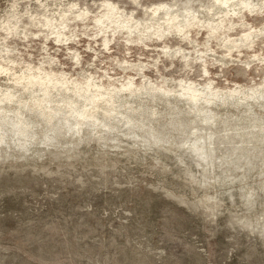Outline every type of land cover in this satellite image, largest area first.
<instances>
[{"label": "rangeland", "instance_id": "rangeland-1", "mask_svg": "<svg viewBox=\"0 0 264 264\" xmlns=\"http://www.w3.org/2000/svg\"><path fill=\"white\" fill-rule=\"evenodd\" d=\"M263 3L0 0V264H264Z\"/></svg>", "mask_w": 264, "mask_h": 264}, {"label": "bare ground", "instance_id": "bare-ground-1", "mask_svg": "<svg viewBox=\"0 0 264 264\" xmlns=\"http://www.w3.org/2000/svg\"><path fill=\"white\" fill-rule=\"evenodd\" d=\"M217 1H221L223 4H227V3H229L231 0H217ZM264 4V3H263ZM249 6V3L247 4V7ZM107 7H108V9H109V12L108 13H106V14H103L102 16L100 15V17L98 16V18H97V22L100 24V23H102L101 25H103L104 24V22H106L107 20H109V19H113L114 21H115V19L116 18H118V16H116V15H114V12H115V10H117V7H115L114 5H112V4H108L107 5ZM250 7V6H249ZM159 8H155L154 9V12H157V10H158ZM120 18V17H119ZM95 20V19H94ZM116 20H118V22L119 23H121L120 22V20H123V19H116ZM171 20V23H172V26H174V25H176L177 24V21H176V18H171L170 19ZM196 20V17L190 22V25H195L197 22L195 21ZM124 21V20H123ZM126 21V20H125ZM117 23V22H116ZM48 24V23H47ZM109 24H111V23H109ZM113 25V24H112ZM99 26V25H98ZM105 26H106V24H105ZM107 26H110V25H107ZM107 26L105 27V28H107ZM114 26V25H113ZM119 26V25H118ZM117 26V27H118ZM121 26H124V27H127V28H129V30H130V28H131V25H129V22H127L126 21V23L124 24V25H122V23H121ZM120 26V27H121ZM110 27H112V26H110ZM110 27H108V28H110ZM210 27V30L211 31H213V32H216L218 29H220L221 28V23H217V24H213V25H210L209 26ZM114 28H116V26L114 27ZM118 29V28H117ZM126 29V28H125ZM14 30V29H13ZM114 30V29H113ZM128 30V29H127ZM115 31V30H114ZM107 32V31H106ZM11 33V32H10ZM15 33V32H14ZM105 34V36H106V34L107 33H104ZM61 34H59V36H60ZM159 36H163V34L162 33H159L158 34ZM254 34L252 33V32H247V33H244V35H242L241 36V38H240V43H237L236 42V40L235 39H232L233 40V42H234V45H236V46H238V47H242L243 45H251V44H253V41H252V36H253ZM3 40V39H2ZM107 41V39H105V42ZM4 68V67H3ZM6 68V67H5ZM5 68H4V70H5ZM0 70H2V69H0ZM8 70V69H7ZM31 70V69H30ZM39 70H41V69H39ZM207 69H205V71H206ZM32 71V70H31ZM1 72V71H0ZM4 72V71H3ZM33 72V71H32ZM32 72H30V73H32ZM35 72V71H34ZM51 72V71H50ZM37 73V72H36ZM49 73V72H48ZM47 72H45V75H47L48 74ZM29 74V73H28ZM27 74V75H28ZM33 74V73H32ZM50 74V73H49ZM47 75V77L45 76V78H41L42 77V75L40 74L39 76H41L40 78H41V80H44L43 82H45V80H48V83L50 84V85H52V83H54L53 82V77H52V75ZM23 75H25V74H23ZM22 75V76H23ZM27 75H25V76H27ZM37 75V74H36ZM31 76V75H30ZM38 76V77H39ZM55 76H56V74H55ZM61 76V75H60ZM16 77V76H15ZM21 77V76H20ZM20 77L18 78V79H20ZM24 77V76H23ZM62 77H65V76H62ZM26 78V77H25ZM55 78V77H54ZM61 78V77H60ZM66 78V77H65ZM64 78V79H65ZM131 79H132V77H130ZM18 79L16 78L15 80H17L18 81ZM27 79V78H26ZM29 79V78H28ZM62 79V78H61ZM129 79V78H128ZM22 80V79H21ZM20 80V81H21ZM38 81L39 79L37 78V76H35L34 74L31 76V78L29 79V82L31 81V82H33V81ZM41 80H40V82H41ZM56 80H58V78H56L54 81L55 82H59V81H56ZM63 80V79H62ZM67 80V79H66ZM66 80H65V83H68V82H66ZM19 81V82H20ZM23 81V80H22ZM26 81V80H25ZM68 81V80H67ZM88 81H89V79H88ZM88 81H86V84H87V82ZM39 82V83H40ZM47 82V81H46ZM45 82V83H46ZM63 82V81H62ZM76 82V81H75ZM126 82H129V83H126V84H124L123 86H125V88L127 89V87H128V89H130L129 87H132V85H133V81H126ZM24 83V82H23ZM35 83V82H34ZM34 83H31V84H34ZM47 83V84H48ZM89 83V82H88ZM27 84H28V82H27ZM27 84H25L26 85V87H28L27 86ZM30 83H29V85H31ZM38 84V83H37ZM44 84V83H43ZM49 84H48V86H49ZM57 84V83H56ZM59 84H60V82H59ZM90 84V83H89ZM92 84V83H91ZM90 84V85H91ZM25 85H24V88H25ZM35 85V84H34ZM39 85V84H38ZM45 86H46V84H44ZM53 85H55V84H53ZM52 85V86H53ZM58 85V84H57ZM62 86H63V84H61ZM60 85V86H61ZM81 84H79V86H80ZM83 85V84H82ZM40 86V85H39ZM47 86V87H48ZM65 86V85H64ZM79 86H76V89H75V91L77 90V88L79 87ZM87 86H88V84H87ZM121 86H122V84H121ZM44 87V86H43ZM54 87V86H53ZM86 87V86H85ZM91 87V86H90ZM98 87H99V85H98ZM206 87H208L209 88V91L207 92L206 91V88L205 89H201V88H198V86H197V84L196 83H194V82H191L190 84H189V86H183L182 87V89H181V91H180V93H181V95H183V96H187V98H188V101L189 102H191V104L193 103V104H197L198 102H213L212 100L214 99V98H216V97H218V95H219V91L218 90H214V87L212 86V82H208L207 84H206ZM258 87V86H257ZM42 88V87H41ZM40 88V89H41ZM57 87H56V85H55V89H56ZM81 88V87H80ZM88 88V87H87ZM203 88V87H202ZM26 89V88H25ZM28 89V88H27ZM45 89V88H44ZM50 89V88H49ZM48 89V90H49ZM54 89V88H53ZM84 89V88H83ZM91 89V88H90ZM107 89V88H106ZM110 89V88H109ZM117 89V88H116ZM119 89V88H118ZM125 89V90H126ZM238 88H237V86H236V88H234V89H231L230 90V94L231 95H233L234 93H236V92H241V91H243V89H241V90H237ZM41 90H43V88L41 89ZM52 90V89H51ZM80 91H83L82 89H79ZM86 90V89H85ZM120 90V89H119ZM124 90V89H123ZM131 90V89H130ZM156 90H162L163 92H165V93H167V92H170V91H172V90H169L165 85H158L157 86V88H156ZM258 90H259V88H258ZM7 91H11V90H7ZM80 91H78V92H80ZM88 91V90H87ZM90 91V90H89ZM133 91H135V90H133ZM133 91H132V93H133ZM252 91H256V87L255 88H252ZM78 92H76L77 94H78ZM6 94H7V92H5ZM9 93V92H8ZM12 93H14V92H12ZM50 93V92H49ZM102 93V91L99 93V94H101ZM105 93V92H104ZM135 93V92H134ZM15 94V93H14ZM13 94V95H14ZM45 94V93H44ZM48 94V93H47ZM47 94L46 95H44V97L45 96H47ZM98 94V93H97ZM10 95V94H9ZM12 95V94H11ZM102 95H104L103 93H102ZM230 95V96H231ZM236 95V94H235ZM2 96H3V94H2ZM1 96V97H2ZM7 96V95H6ZM97 96V95H96ZM100 96V95H99ZM98 96V97H99ZM105 96V95H104ZM104 96H101V97H104ZM0 97V98H1ZM10 97V96H9ZM214 97V98H213ZM6 98H8V96L7 97H5V99ZM46 99L48 98V97H45ZM92 98H95V95H94V97H92ZM213 98V99H212ZM8 99H11V98H8ZM2 100H4V99H2ZM2 100H0V103H2L1 101ZM7 100V99H6ZM5 100V102H7ZM41 100H42V98H41ZM93 102H95V100L96 99H91ZM98 100V99H97ZM215 100V99H214ZM37 101H39V100H36V102ZM45 101V100H44ZM51 100H48V103H51L50 102ZM35 102V103H36ZM41 102H43V100L41 101ZM68 102V101H67ZM32 103V102H31ZM38 103V102H37ZM36 103V104H37ZM39 103H40V101H39ZM70 103V102H69ZM72 103V102H71ZM40 104H42V103H40ZM73 104V103H72ZM209 104V103H208ZM44 105V104H43ZM36 106V105H35ZM41 106V105H40ZM46 107V106H45ZM1 108V107H0ZM41 108V107H40ZM48 108V107H47ZM74 108V107H73ZM39 109V108H38ZM42 109V108H41ZM40 109V110H41ZM45 110H47L46 108H45ZM51 110V109H50ZM75 110H77V109H75ZM80 110V111H79ZM78 110V113H79V115L80 116H82V117H84L87 113H86V110H83V111H81V109H79ZM88 110V109H87ZM54 111H56V110H54ZM58 111V110H57ZM210 111H212V110H210ZM47 112V111H46ZM53 112V110L51 111V113ZM75 112V111H74ZM76 113V112H75ZM89 113H91V112H89ZM77 114V113H76ZM92 114V113H91ZM90 114V115H91ZM50 115V117H51V114H49ZM48 115V116H49ZM89 114H87V116H88ZM93 115V114H92ZM209 114H206V117H205V120H208V119H210V117L208 116ZM20 116V115H19ZM86 116V117H87ZM94 116V115H93ZM19 118V117H18ZM75 118V117H74ZM20 119V118H19ZM22 119V118H21ZM20 119V120H21ZM77 119V118H76ZM80 120V119H79ZM78 121V120H77ZM81 121V120H80ZM14 123V122H13ZM77 123V122H76ZM11 124H12V122H11ZM80 124H81V122H80ZM79 124V122H78V125H80ZM77 125V124H76ZM16 127V126H15ZM23 127V126H22ZM75 130V129H74ZM195 145H197L198 146V142H196V144ZM196 146V147H197ZM200 146V145H199ZM198 148V147H197ZM195 149V151H196V148H194ZM201 152V151H200ZM199 152V153H200ZM201 154H204V153H201Z\"/></svg>", "mask_w": 264, "mask_h": 264}]
</instances>
